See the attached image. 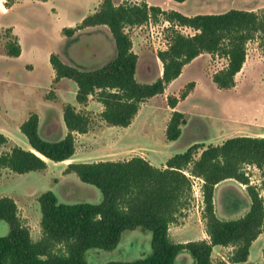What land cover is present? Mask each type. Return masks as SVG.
I'll return each instance as SVG.
<instances>
[{"label":"trees","instance_id":"obj_1","mask_svg":"<svg viewBox=\"0 0 264 264\" xmlns=\"http://www.w3.org/2000/svg\"><path fill=\"white\" fill-rule=\"evenodd\" d=\"M16 2L4 0V6L10 8ZM158 15L195 33L188 36L173 29L167 49L158 52L163 64L162 75L154 82L142 83L136 79L138 55L133 51L129 28ZM98 25L107 26L114 39L116 55L111 61L100 68L81 69L51 53L49 62L55 72L54 81L67 78L75 82L79 104L85 105L91 96H97L103 105L102 119L116 127H128L145 100L164 93L181 75L184 66L203 53L227 60L226 65L213 74L212 80L220 89L233 88L235 77L246 61L248 42L257 35L264 40V10L230 9L218 14L186 16L175 10L149 6L144 0H125L120 4L103 0L79 25L63 27L62 32L72 37L80 29ZM3 32L5 54L19 57L22 46L18 36L11 27ZM188 85L192 88L194 83ZM187 95L188 91L182 93L183 98ZM177 103V97L168 98V105L174 109L166 128V138L170 141L181 136L182 126L186 124L184 114L175 109ZM63 120L66 135L51 141L40 135L39 115L31 113L20 125L29 149L15 145L3 150L9 138L0 132V169L24 174L45 170L48 160L58 163L71 159L76 135L88 132L91 118L67 103L63 106ZM199 149L202 151L197 158ZM247 166L263 168L264 137L238 135L219 145L194 143L170 157L163 169L141 156L123 161L69 163L66 172L75 173L82 182L97 187L102 200L67 204L60 202L50 190L42 193L38 197L42 233L35 241L15 200L1 197L0 221L7 222L9 232L0 236V264H90L85 257L87 250H113L124 231L137 228L152 233L151 253L129 262L105 264H175L177 255L184 251L192 255L194 264H214L211 255L216 245L233 248L229 256L231 263L257 264L249 262L248 256L253 241L264 233V199L251 184ZM187 171L204 181V218L209 241L175 243L169 236L170 226L178 222L192 202L193 184ZM226 179H235L247 186L252 204L241 218L221 220L215 213L214 189Z\"/></svg>","mask_w":264,"mask_h":264},{"label":"rangeland","instance_id":"obj_2","mask_svg":"<svg viewBox=\"0 0 264 264\" xmlns=\"http://www.w3.org/2000/svg\"><path fill=\"white\" fill-rule=\"evenodd\" d=\"M113 1L120 4L125 0ZM150 1L166 4L164 0ZM260 1L264 2L258 0V3ZM2 3L0 0V132L9 138L3 150L15 145L30 148L20 131V125L31 113H37L40 117V135L51 141L59 140L67 133L63 120L65 104L77 105L78 111L87 113L91 118L88 132L76 135L75 153L67 163L47 161L45 170L24 174L7 168L0 169V198L7 196L15 200L19 214L33 238L42 233L38 201L42 193L50 190L60 202L67 204L99 203L103 198L97 187L82 182L75 173L72 178H63L62 174L69 163L123 161L141 156L155 167L163 169L170 157L184 152L194 143L219 145L230 137L251 134V130L256 129L254 125L264 120V76H260L262 71L259 68L264 43L260 35L248 42V64L235 77L233 88L220 89L213 82V74L222 69L227 60L207 53L184 66L183 73L167 86L164 93L145 100L128 127H116L102 119L103 105L97 96H91L85 105L79 104L76 101L75 82L67 78L54 81L55 73L49 62L50 54L55 53L64 63L81 69L104 66L116 55L109 28L86 27L76 31L72 37H66L62 32L63 26L75 27L83 17L89 15L86 12L89 8L77 6L75 0H52L58 13L52 9L51 2L19 0L7 13L2 12ZM228 7L224 5L222 10ZM258 8H255V12L264 10ZM8 27L18 36L24 50L19 57L5 54L3 30ZM173 29L188 36L195 33L189 27H179L167 21L162 15L129 28L133 51L138 55L136 79L139 82H154L162 75L163 64L158 52L167 49ZM251 63L257 64L258 69L247 74ZM191 82L194 83L192 88L188 85ZM185 91H188V95L183 98L182 93ZM170 96L178 98L175 109L186 118L181 136L174 141L166 138L167 124L174 110L168 105ZM201 151L198 150L197 158ZM250 167L253 166L245 168L249 173ZM186 173L193 184L192 202L182 212L178 222H183L188 214L195 212L196 222L199 223L201 217L205 220L204 181L190 175L188 171ZM8 232L7 222L0 221V236ZM151 240L150 231L140 228L127 230L122 233L115 249H89L85 257L90 264L133 261L151 253ZM187 254L193 261L190 264H194L192 255L189 252Z\"/></svg>","mask_w":264,"mask_h":264},{"label":"crops","instance_id":"obj_3","mask_svg":"<svg viewBox=\"0 0 264 264\" xmlns=\"http://www.w3.org/2000/svg\"><path fill=\"white\" fill-rule=\"evenodd\" d=\"M2 1L4 2V0ZM18 1L19 0H17V2ZM102 1L103 0H80V1L75 0L77 6L80 5V6H86L89 8L88 11H86L89 13V15L94 13L99 8V5L100 3H102ZM144 1L149 6H158L163 10L168 11V10L176 9L175 11H178L186 16H194L197 14H218V13L226 12L230 9L255 11L256 7H260L258 9L264 8V2L260 1L258 3V0H185L184 2H176L174 0H164L166 4H162V5L160 3L150 1V0H144ZM42 2H45V3L51 2L53 6L52 9L56 13H58L57 8L54 7V4L52 3V0H46ZM224 5L229 6L228 9L225 11L222 10V7H224ZM2 6H3L2 12L4 13H7L8 10H10L13 7L12 6L10 8H6L4 6V3H2ZM99 26H105V25H98L95 27H99ZM65 27H69V26H65ZM263 43H264V40H263ZM23 53H24V50L22 48L21 55ZM205 54L207 53H203L199 55L198 57L205 55ZM198 57H196L195 59H197ZM247 64H248L247 61H245L241 71L237 73L236 77L240 73L243 72L244 67L247 66ZM256 65L257 64L255 63L249 64L246 73L248 74V71L254 72L255 70H257L258 67H256ZM259 68L262 71V74L260 76H264V54L262 55L261 67ZM63 79L64 78H62L61 81ZM262 79L264 82L263 77ZM254 127H256V129L251 130V134H242V135H247V136H252V137H264V120H260V122H257L256 126L254 125ZM39 128H40V123H39ZM68 161H70V159L59 162V163H67ZM250 173H251V177H250L251 184L255 185L259 189L260 196L264 199V166L262 169H259L256 166L250 167ZM73 174L74 173L64 172L62 176L64 179H67V178H72ZM232 184H234L236 187H234ZM246 188L247 186L245 184H242L235 179H226V180L219 182L216 185L215 191H214V208H215V213L219 219L221 220L238 219V218L245 216L250 211L252 201H251V198ZM195 216H196L195 212H191L190 214L187 215V217H185L183 222L173 223L170 226L169 236L173 242L186 243L189 241H198V240L209 241L210 237L205 228V220L202 219L201 217V220L199 221V223H197ZM40 238H41V233L39 236H37V238H33V239L36 241ZM263 249H264V233H261L257 237V239L254 240L253 243L251 244V247L249 250L248 261L252 263L262 264L264 262ZM232 250L233 248L231 246H222V245L214 246L213 254H212L214 263L215 264H242V263L229 262V256L232 253ZM187 253L188 252L186 251L179 253L175 259V264L193 263L192 258H189V255Z\"/></svg>","mask_w":264,"mask_h":264}]
</instances>
